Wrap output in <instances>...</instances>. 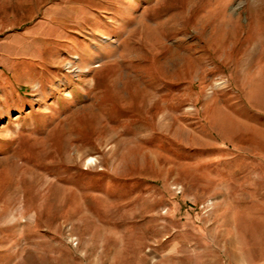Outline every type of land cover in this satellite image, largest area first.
I'll return each instance as SVG.
<instances>
[{
    "label": "rangeland",
    "instance_id": "obj_1",
    "mask_svg": "<svg viewBox=\"0 0 264 264\" xmlns=\"http://www.w3.org/2000/svg\"><path fill=\"white\" fill-rule=\"evenodd\" d=\"M104 1L103 59L0 47V264H264V0Z\"/></svg>",
    "mask_w": 264,
    "mask_h": 264
},
{
    "label": "crops",
    "instance_id": "obj_2",
    "mask_svg": "<svg viewBox=\"0 0 264 264\" xmlns=\"http://www.w3.org/2000/svg\"><path fill=\"white\" fill-rule=\"evenodd\" d=\"M93 1L0 0L1 59L12 72L11 76L16 80L26 79L30 75L38 77L41 70L35 66L37 63L52 66L67 54L79 59H103L106 55L105 45L95 43L97 51L93 53L89 33L92 31V35H98V32H102V37H106L105 25L101 27L99 24V31H95L91 25L98 21L100 15V19L105 21L102 13L105 12L106 2ZM39 5L43 6L36 11L37 15L30 22L20 24L26 14L32 13L33 8ZM5 18L13 22L12 26L6 25Z\"/></svg>",
    "mask_w": 264,
    "mask_h": 264
}]
</instances>
